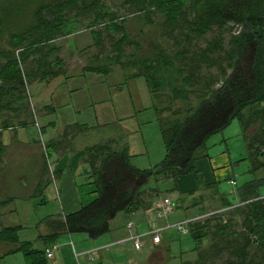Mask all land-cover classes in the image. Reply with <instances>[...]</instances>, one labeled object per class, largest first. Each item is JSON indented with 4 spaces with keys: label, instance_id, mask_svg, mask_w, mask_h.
<instances>
[{
    "label": "trees",
    "instance_id": "16d2710c",
    "mask_svg": "<svg viewBox=\"0 0 264 264\" xmlns=\"http://www.w3.org/2000/svg\"><path fill=\"white\" fill-rule=\"evenodd\" d=\"M87 1L39 3L31 13L30 22L23 25L18 20L9 22L10 16L0 13V133L32 119V111L26 104V83L62 71L61 59L55 54L59 48L54 41L73 33L74 24L65 14L79 4L85 10ZM92 3L88 6L92 7ZM122 7L139 13V19L150 26L151 16H163L160 36L174 41L177 47L173 58L158 46L152 47L151 58L126 55V47L136 52L142 48L140 40L129 33L127 18L95 11L90 25L104 22L109 34L119 35L116 40L109 37L113 42L112 55L105 58L111 62L109 66L119 64L122 69H129L131 77L145 79L158 114L164 156L155 166L142 169L130 162L127 143L121 136L87 146L85 160L91 168L88 177L95 185L96 198L67 214L64 220H55L54 232L43 240L53 241L61 232L82 233L89 239H97L110 230V220L119 213L148 211L151 198L159 195L157 186L145 187L149 179H174L185 174H193L195 179L200 177L195 167L198 151L205 150L206 141L234 119H239L243 129L252 169L264 166V0H123ZM235 27L239 28L238 34L232 33ZM224 33L229 34L226 45ZM91 34L94 44L102 45L100 32ZM144 36L140 32V38ZM208 36L212 37L209 42ZM194 42H206V46L195 49ZM214 57H221L222 63L218 65L219 76L212 78L202 74L201 69L203 64L212 65ZM108 65H95L91 70L99 72ZM191 94L197 98L194 105ZM162 98L166 102L163 107L159 105L164 101ZM177 100L183 102V107L172 109ZM166 110L171 112L163 116ZM255 124L257 130L249 132ZM4 150L5 145L0 141V154ZM197 186H201V180ZM263 186L264 177L246 181L236 189L233 201L228 194L219 198L220 208H227L226 211L203 220H198V216L190 218L193 221L186 222L187 235L193 241L196 258L182 264H264V196L260 189ZM202 213H205L203 208ZM226 215L228 218L224 220ZM164 223L163 230L168 229V222ZM19 228L1 225L0 240L18 243L13 252L22 251L30 259L29 264H46L43 249L34 248L30 241L19 240ZM162 231L156 244L149 237L145 239L159 245ZM203 240L209 243L201 248Z\"/></svg>",
    "mask_w": 264,
    "mask_h": 264
},
{
    "label": "crops",
    "instance_id": "0c3cea01",
    "mask_svg": "<svg viewBox=\"0 0 264 264\" xmlns=\"http://www.w3.org/2000/svg\"><path fill=\"white\" fill-rule=\"evenodd\" d=\"M90 36L92 37V35ZM87 41L88 38L79 41V44L75 46L76 50L81 51L85 49L81 47V43L84 47L87 46L92 50L95 45L93 37L89 38L88 44H86ZM55 46L59 48V51H56L55 54L61 59L59 65L61 64L62 71L56 76H50L46 79L36 78L26 83V89L32 82H35L36 85L43 84L41 87L39 86L35 94L36 101L41 103H33L34 107L30 105L31 111L35 113L34 118L28 119L25 125L16 124L5 129L9 131L8 139H6L4 134L5 130H2L0 133V141L5 145L4 152L0 154V194H4L2 190L11 187V183L15 180L17 183L13 186L25 191L26 200L38 195L39 202L36 204H40L39 207H43L47 202V199L43 195L46 193L48 196L51 193L49 185H52L57 194L56 198L58 200L55 203L58 208H56V213L42 216L40 219L32 222L38 228L32 238L25 237L26 239H20L19 232L24 228H28V225L20 222L19 217L15 218V223H5L2 226H19V240L22 242L30 241L34 248L43 249L47 257L46 264L48 263V259L53 261L52 264H71L70 252L64 248L65 243L58 241L59 236L65 232L59 233L53 241L43 240V237L54 232L53 225L55 220H64L67 214L78 211L81 207L89 204L96 198L95 185L88 177L91 168L85 160V149L87 146L98 143L99 140L121 136L123 142L127 143L130 162L136 165V163L146 162L149 157L143 138L145 131L152 130L153 134L156 133V140L153 139L152 142L158 147L159 151L162 150V158L165 150L160 135L158 114L153 107L151 93L142 76L131 77L130 72H126L125 76L127 77H125L124 86L113 88V85L106 79V76L113 70L112 65L109 66L107 64L106 68L101 67L102 69L99 72H94L91 70V67L102 64H84L80 59L76 60L72 58L74 53L72 54L71 50V52H67L63 48L61 49L60 46ZM66 52L67 54H65ZM63 55H67L66 61L63 59ZM100 57L97 56L92 60L100 61ZM105 63L108 62L106 61L103 64ZM78 65L80 67L74 69ZM72 68L73 72H69ZM122 71L124 70L122 69ZM86 86L87 88H85ZM151 112L153 113L152 116L146 117L143 121L136 119L137 113L149 114ZM114 116L118 118L114 119ZM114 122H118V128L115 131L111 130L103 136L89 138L93 136V130L100 131ZM28 124L35 126L41 138L40 147L45 152L43 156L45 164L37 170V162L35 169L36 177L32 184L27 182V177L23 175V172L21 174L17 173L25 163H34L31 161V158L22 155L23 151L25 152V147L23 146L24 141L20 130ZM82 126L84 127L82 128ZM253 126V131H256L257 125ZM66 128L67 134L64 133ZM236 130L235 139H242L243 143L236 141L237 144H235L234 140H231V144L228 145L226 142L223 143L226 139L222 137V141L215 143H220V146L211 151H207L206 148L204 151H201L204 152V156H199L195 160V167L201 177V186L199 188L193 174L178 175L174 178V186L170 187V190L174 195V198L171 199L174 202L175 211L161 220H166L168 216H170L169 219L173 218V215L177 214L178 208L190 207L195 210L202 209L203 206L199 205V201L196 200L198 197L204 200L205 206L206 203L218 202L219 198L226 197V194L229 197H234L236 189L244 182L264 177V175L261 176L264 166L256 167L255 169L250 167L242 171L241 164L245 161L246 154L248 155L247 143L243 131V138L241 137V128H237ZM249 131L252 132V128ZM222 143L225 144V147L221 146ZM8 167L9 169H7ZM242 174H247L249 177L242 182H237V179ZM225 183L234 186L230 192L220 188V185ZM260 189L262 196H264V186ZM10 190L12 189H8V191ZM185 194L188 195L186 196ZM165 196L167 195H163V197ZM7 198L14 199V197H9V195L0 199V219L2 218V211L4 209V211H8L7 207L12 203L13 199L9 202L1 203ZM160 199V195L152 197V205ZM123 214L125 216L124 222L120 223L117 220L114 222L116 216L110 220V230L97 239L78 236V245L72 246L75 264H110L109 260L111 257L107 252L114 245L120 246V250L126 251L129 254L137 252V256L130 258V261L138 264L146 261V257L148 259L150 255H152L150 262L153 260V262L164 264L162 262L170 260V258L172 259L169 246L171 240L164 233L170 228H175L179 231L173 224L180 221L173 219L175 223H168L170 227L162 231L161 243L159 245H152L149 243V239L146 238L143 248L135 250L131 242L124 239L134 231H145L150 224V213L146 209H139L130 214ZM195 217L197 216H192L191 218ZM29 220L31 222V218ZM161 220L157 219L155 222L158 226L164 227L165 223ZM129 222L133 225L132 229L127 227ZM184 228L186 230L185 233L179 232L187 234L188 227L184 226ZM68 235L70 240H73L72 234ZM34 242H42L41 247L34 246ZM8 244H13V246L5 249ZM17 247L18 243L0 240V259L8 255L20 253L25 260V264H29L30 259L22 251L13 252ZM47 252H51V256H48ZM191 252H196L193 247L183 250L177 254L175 261L179 256H183V260L193 259L194 254L188 257L186 255ZM118 257L121 256L119 255Z\"/></svg>",
    "mask_w": 264,
    "mask_h": 264
},
{
    "label": "rangeland",
    "instance_id": "374dc122",
    "mask_svg": "<svg viewBox=\"0 0 264 264\" xmlns=\"http://www.w3.org/2000/svg\"><path fill=\"white\" fill-rule=\"evenodd\" d=\"M93 1V5L92 7H89L88 4L89 2ZM51 2V0H0V13L2 14H8L10 17L8 18L9 22H14L16 20H18V22L21 21L22 25L23 23H27L28 21L30 22V17H31V13L34 10V8L39 4V3H49ZM122 3L123 0H88L85 5H86V9L82 10L81 4L77 5L75 8L68 10L65 14V18L71 22H73V33H71L70 35L66 36V37H62L59 38L57 40H55L54 44L57 46H60L61 49L63 48V50L68 51H72V54L74 53V55L72 56L73 59H80L81 62H83L84 64H103L104 62H106L105 58L110 57L112 55V47L111 44L113 43L111 38H109L110 36H112V38L114 40L119 38V35H113V34H109L105 29H104V22H99L98 25L96 26H90L92 20L95 17V11H99L103 12V11H107L108 13H114L116 15V17H124L127 18V22L125 23L127 26V29L129 31V33L131 35H134L135 38L140 40V45L142 46L141 50H139L138 52H136L133 48L130 47H126L125 48V54L129 55V54H135L137 55V57L139 56H143V57H149L151 58L152 55V47L153 46H158L159 49H163L165 50L171 58H173L177 47L173 44L174 41L172 40H165L162 36H160L161 34V25L164 21V17L156 14L151 16V21L152 24L147 25L145 24L143 21H141L139 19L140 15L137 12L134 11H128L126 8L122 7ZM97 6V8H95ZM97 9V10H96ZM45 18L50 19L51 17L49 15H44ZM106 22V21H105ZM239 28L235 27V29L232 31V33L234 34H238ZM92 31L95 32H100V39L102 41V45H100L99 47H97L96 45H94L93 49H89V47H84L83 44L81 43V47L85 48L84 50L81 51H77L75 46L77 44H79V41H82L86 38H88V41L86 42V44H88L89 42V38L91 39L92 37L90 35ZM140 32H143V34H145L144 37L140 38ZM233 34V35H234ZM176 34H174L175 36ZM7 34L4 35L3 39L6 40ZM224 39V45H226V40L229 39V34L228 33H224L223 37ZM82 39V40H80ZM212 39L211 36L207 37L208 42ZM78 41V42H76ZM1 45H4V43H2ZM184 45V44H182ZM195 49V46L198 47H202L204 48L206 46V42L202 43H195L193 44ZM96 46V47H95ZM75 48V49H74ZM193 48V49H194ZM69 49V50H68ZM194 49V50H195ZM70 51V52H71ZM67 52L65 54H67ZM97 56H101L100 57V61H96V60H92L94 58H96ZM67 55H63V59L66 61L67 59ZM125 58L122 59V61H124ZM111 62H108L106 64H110ZM212 65L207 64L206 66H204V64L202 65V69L201 72L204 75L207 76H211L212 78L219 76V69H218V65L220 63H222L221 57H214V59L212 60ZM113 66V70L106 76V79L110 82L111 85H113V88H115L116 86H124V82L126 81L125 77V73L129 72V69H123L124 71H122V68L118 65V64H112ZM78 67H80V65L74 67V69H78ZM69 72H73V68L69 70ZM230 72V70H229ZM221 78V76L219 77ZM115 84V85H114ZM43 84H35V82L30 83L29 87H27V93L28 96L26 98V104L29 105V109H30V105L32 107H34L33 103H41V102H37L36 101V92L39 88V86L41 87ZM219 85L218 83L215 85L217 86ZM87 88V86L85 87ZM164 100V98H162ZM190 101L192 103V105L197 103V98L194 95H190ZM159 105L161 107H163L164 105H166L165 100L164 101H160ZM183 107V102L181 100H177L175 102H173L172 104V109H176V108H180ZM31 110V109H30ZM152 110V109H151ZM171 112V110H166L162 112L163 116H167L169 115ZM247 112H245L246 115ZM152 112L149 114H139L137 113L136 115V119L138 121H143V119H145L148 116H152ZM35 113L32 112V117L34 118ZM249 115V113H247V116ZM246 116V118H247ZM118 118L117 116H114V119ZM141 119V120H139ZM248 119V118H247ZM118 128V122H114L113 124H110L109 126H106L105 129H101L100 131H92L93 136H90L89 138H95L96 136H103L105 134H108L109 131H115ZM237 128H241V137L242 136V127L240 126L239 123V119H234L231 124L226 127L225 129H223L222 131L212 135L207 141H206V148L207 151H211L213 149H215L217 146H220V143L215 144L218 141H222V137H224L226 140L223 141V143L226 142V144L230 145V141L234 140V143L240 142L243 143L242 139H235L236 138V133H237ZM252 131L254 129V126L251 127ZM22 137H23V141L24 144L23 146L25 147V152L23 151L22 155L27 157V158H31V161L34 163H30L27 162L25 163L23 166H21L20 170L17 172L19 174H21V172H23V175H25L27 177V182L29 184H32L34 182V179L36 177V173H35V169H36V165L38 162V167H41L43 164H45V162L43 161V156L45 154L44 149L40 147V141L41 138L38 135V132L35 128V126L32 124H28L27 126H25L24 128H22L20 130ZM251 132V131H249ZM8 130H5L4 134L6 136V139H8ZM90 133V132H89ZM88 133V134H89ZM231 137V138H229ZM156 140V133L153 134L152 130L149 131H145V136L143 138V142L145 143V146L148 149V159L146 162L144 163H136L137 167H141V168H151L153 167L155 164H157L161 158H162V150L159 151L158 147L156 145L153 144L152 140ZM222 143V147H225V144ZM239 147V146H238ZM203 149L198 151V154L200 156H204V152H201ZM159 151V152H158ZM201 152V153H200ZM16 155V153H15ZM17 156V155H16ZM135 165V164H134ZM135 165V166H136ZM252 166V160L250 158H248L247 154H246V159L245 161L241 164V168L242 171L249 169ZM9 169V167L7 168ZM16 173V175H17ZM264 175V170L261 173V176ZM249 176L247 174H242V176L239 177V179H237V182H242L244 179L248 178ZM174 179H159L158 181L154 180L153 178L149 179L148 183L145 185V187H149V186H157L159 189V195L161 197H163V195H167L171 198H174V195L171 193V188L174 186ZM196 182L200 181L201 178L198 177L195 179ZM17 182L15 180H13V182L11 183L12 186L6 188L5 190H2V192L4 194H0V199L6 197L7 195H9V197H14V199L12 200V203L8 205L7 210L8 211H2V218L0 219V225H4L5 223H15V218L19 217V221L22 223H25L26 225H28V228H24L22 231L19 232V237L20 239H26L25 237L28 238H32L33 235L36 233V230H38V228L36 227L37 225L32 224V222L40 219L42 216H46L52 213H56V208H58V206L56 205L55 201L58 200L56 198L57 194L54 190V187L52 185L50 186V190L51 193L47 194L45 193V195H43V197H45L47 199L46 204L43 207H39V205H37L36 203L39 202V196H33L30 197L29 199L26 200V194L24 190H19L17 187H14L13 185H15ZM234 186L229 185L227 183L225 184H221L220 188L224 191H231V189ZM8 189H12L10 191H8ZM22 196H20V195ZM186 196L188 194H185ZM25 198V199H24ZM232 199V201L234 200L232 197H230ZM197 201H199V205L203 206V211L205 213H201L202 209H193V208H178V210L176 211V215H173V218H170V216L167 217L166 220H161V221H166L168 223H175L173 221V219H176L178 221L181 220H188V218H191L192 216H198V220H203L206 216L211 215V214H217V213H222L223 211H226L227 208L222 209L220 208V203L219 202H211V203H206V205L204 206V200L202 198H197ZM235 202H238V199L236 198ZM32 208H30V207ZM205 207V208H204ZM233 207V206H232ZM232 207H228L229 210L232 209ZM198 210V211H197ZM175 210H173L174 212ZM199 212V213H198ZM29 218H31V222L29 220ZM228 215L224 216L223 219H227ZM117 220L118 222L122 223L125 221V216L123 213H120L117 215V217L114 219ZM236 220V217H235ZM193 221V219H192ZM185 227H188L187 223L184 224ZM166 237H170V256L172 257V259L170 258V260H166L162 263L164 264H182L183 261H187V260H183L184 257L183 256H179V258L175 261L176 256L178 253L182 252L183 250L189 248V247H193V241L192 239H190L189 235L187 234H183L179 231H177L175 228H170L168 230L165 231ZM62 235V236H61ZM59 236L58 241L59 242H64L65 246L64 248L66 250H68L70 252V261L71 264H75V260L72 254L73 253V247H75V245H78V241L77 240L78 236H85L82 233H73L72 234V239L70 240L69 235L67 233L61 234ZM69 238V239H68ZM108 238V237H107ZM72 242V244H71ZM209 241L208 240H203L201 243V248H204L208 245ZM82 244V243H80ZM34 246L36 247H41L42 242H34L33 243ZM2 246V245H1ZM11 246H13V244H8L5 249L10 248ZM125 246V245H124ZM122 247V246H121ZM2 251H3V247H2ZM111 259L109 260L110 264H138V263H134L132 261H130V258H132L133 256H137V252L136 253H128L126 251H122L120 250V246L118 245H114L111 246L109 251L107 252ZM194 254V258L193 259H188L191 260L190 262H193L195 260V254L194 253H187V257ZM121 257H118V256ZM181 255V254H180ZM184 255V254H183ZM152 257V255H150L147 259L146 257V261L140 262L139 264H161L158 262H150V258ZM175 261V262H173ZM53 261L48 259V263L47 264H52ZM82 263V262H81ZM0 264H25V260L23 258V256L20 253H17L16 255H8L5 256L3 258L0 259Z\"/></svg>",
    "mask_w": 264,
    "mask_h": 264
},
{
    "label": "built area",
    "instance_id": "2783aa9c",
    "mask_svg": "<svg viewBox=\"0 0 264 264\" xmlns=\"http://www.w3.org/2000/svg\"><path fill=\"white\" fill-rule=\"evenodd\" d=\"M174 209V203L169 197H162L160 200L155 202L151 208L148 210L150 213V224L148 229L143 232H132L129 236H127L124 240H128L131 242L133 248L135 250H141L144 246L145 237H149L152 243H158L160 241V232L164 227H160L156 224L155 220L165 218L168 214H170ZM192 219L184 220L173 224L174 227L181 232H186L184 228V224L186 222L191 221ZM127 227L129 229L133 228L132 223H128ZM166 227H170L167 225ZM48 256H51V252H47Z\"/></svg>",
    "mask_w": 264,
    "mask_h": 264
}]
</instances>
